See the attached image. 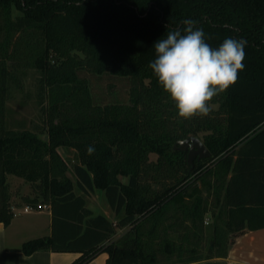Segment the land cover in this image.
Returning a JSON list of instances; mask_svg holds the SVG:
<instances>
[{
    "label": "trees",
    "instance_id": "trees-1",
    "mask_svg": "<svg viewBox=\"0 0 264 264\" xmlns=\"http://www.w3.org/2000/svg\"><path fill=\"white\" fill-rule=\"evenodd\" d=\"M185 19L197 21L213 48L229 37L247 41L237 82L210 102L209 116L189 120L178 117L149 68L154 43L182 30ZM29 70L38 72L42 127L12 129L8 102ZM85 72L129 79V101L97 103ZM190 137L211 153L193 166L187 152L174 150ZM60 148L76 152L74 167ZM10 176L33 188L22 204L52 213L51 236L24 243L26 256L82 254L73 264L100 252L107 264L227 258L236 238L264 229V0H0L5 226L15 217ZM96 190L116 224L88 209ZM118 230L126 233L111 242Z\"/></svg>",
    "mask_w": 264,
    "mask_h": 264
},
{
    "label": "clouds",
    "instance_id": "clouds-1",
    "mask_svg": "<svg viewBox=\"0 0 264 264\" xmlns=\"http://www.w3.org/2000/svg\"><path fill=\"white\" fill-rule=\"evenodd\" d=\"M182 23V30L168 31L154 43L155 59L149 68L174 102L178 117L203 118L213 110L210 102L234 85L244 70L247 41L229 37L213 48L197 21ZM94 151L87 149L89 155Z\"/></svg>",
    "mask_w": 264,
    "mask_h": 264
},
{
    "label": "crops",
    "instance_id": "crops-1",
    "mask_svg": "<svg viewBox=\"0 0 264 264\" xmlns=\"http://www.w3.org/2000/svg\"><path fill=\"white\" fill-rule=\"evenodd\" d=\"M62 157L66 159V155ZM122 181L126 184L128 179L123 178ZM100 192L96 190L91 196H87V207L97 215H105L116 224L117 217L106 196L107 203L103 204V209L99 207L96 196L98 197ZM99 199L102 200V197ZM12 205L15 217L10 225L5 226L0 223V264H73L81 257L80 253L39 251L26 256L20 252L19 249L24 243L51 236L52 213L47 209L48 216L45 218L41 217L42 211L37 212L36 215L22 213L21 209H24L25 205L19 201L14 202L13 197ZM125 233L126 230H118L111 242L119 240ZM108 258L106 252H100L87 264H107ZM193 264H264V229L249 231L236 238L230 246L227 258H214Z\"/></svg>",
    "mask_w": 264,
    "mask_h": 264
},
{
    "label": "rangeland",
    "instance_id": "rangeland-1",
    "mask_svg": "<svg viewBox=\"0 0 264 264\" xmlns=\"http://www.w3.org/2000/svg\"><path fill=\"white\" fill-rule=\"evenodd\" d=\"M83 76L88 78L94 99L97 103H127L129 101L131 87V81L129 79L117 78L108 74L99 77L88 72H85ZM37 78L38 72L29 70L21 77L22 89L18 90L17 88H13L7 106V121L10 128L16 130H35V128L40 129L42 127L41 108L38 106L36 99ZM59 152H61L63 156L66 155V160L71 168L78 163L77 155L74 150L60 148ZM68 176L73 179L70 171L68 172ZM9 182L14 202L19 201L22 203L23 196H34L32 186L22 178L10 176ZM100 197H102V200L99 199ZM96 200L101 208L104 203H107L105 194L102 191L98 197L96 196ZM89 201H91V199ZM41 211L43 212L42 218L48 216V211L46 209ZM21 212L24 213V209H21ZM37 212L39 211H32L31 214L36 215Z\"/></svg>",
    "mask_w": 264,
    "mask_h": 264
},
{
    "label": "water",
    "instance_id": "water-1",
    "mask_svg": "<svg viewBox=\"0 0 264 264\" xmlns=\"http://www.w3.org/2000/svg\"><path fill=\"white\" fill-rule=\"evenodd\" d=\"M41 139L47 141V136H41ZM174 150H180L188 153V164L194 165V162L201 161L211 157V153L204 145V143L197 137H190L183 141H179L175 146Z\"/></svg>",
    "mask_w": 264,
    "mask_h": 264
},
{
    "label": "built area",
    "instance_id": "built-area-1",
    "mask_svg": "<svg viewBox=\"0 0 264 264\" xmlns=\"http://www.w3.org/2000/svg\"><path fill=\"white\" fill-rule=\"evenodd\" d=\"M38 209L39 210H45V209L47 210L49 208H48V206H39ZM32 211H35V210L29 206H25L24 213H31Z\"/></svg>",
    "mask_w": 264,
    "mask_h": 264
}]
</instances>
